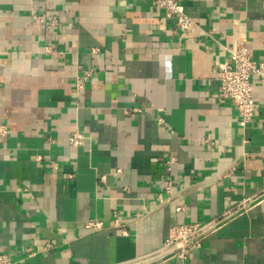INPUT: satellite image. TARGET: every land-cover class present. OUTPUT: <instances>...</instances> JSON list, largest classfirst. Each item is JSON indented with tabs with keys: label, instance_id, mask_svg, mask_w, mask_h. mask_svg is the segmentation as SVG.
I'll list each match as a JSON object with an SVG mask.
<instances>
[{
	"label": "crops",
	"instance_id": "obj_1",
	"mask_svg": "<svg viewBox=\"0 0 264 264\" xmlns=\"http://www.w3.org/2000/svg\"><path fill=\"white\" fill-rule=\"evenodd\" d=\"M180 2L193 34L151 0H0L11 264H264V82L242 125L218 78L240 42L264 62V0ZM213 220L185 259L163 249L171 227Z\"/></svg>",
	"mask_w": 264,
	"mask_h": 264
},
{
	"label": "built area",
	"instance_id": "obj_2",
	"mask_svg": "<svg viewBox=\"0 0 264 264\" xmlns=\"http://www.w3.org/2000/svg\"><path fill=\"white\" fill-rule=\"evenodd\" d=\"M172 21L175 30L193 34L197 28L195 20L186 11L180 0H151ZM94 69H88L77 79V88L83 89L85 81L92 77ZM252 75L260 77L264 82V62L256 63L252 60L248 46L240 42L235 50L231 51L230 61L218 64V78L220 80L219 101H230L240 117L242 125L247 124L256 113L254 98V85ZM3 133L5 128H2ZM85 136L80 132H72L67 140L70 144L78 145L84 142ZM175 161L171 158V164ZM171 169V166L168 167ZM172 185L168 181L165 190L171 193ZM182 209V208H179ZM218 225V221L194 222L177 224L170 228L163 245L168 254L177 255L181 259L186 258L188 251L202 247L205 237ZM103 223L99 220H91L86 223L87 228L100 229ZM0 264H11L7 254L0 253Z\"/></svg>",
	"mask_w": 264,
	"mask_h": 264
}]
</instances>
